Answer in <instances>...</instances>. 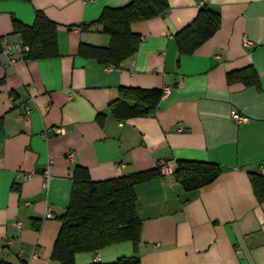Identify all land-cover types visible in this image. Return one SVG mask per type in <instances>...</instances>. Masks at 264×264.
I'll return each mask as SVG.
<instances>
[{"label": "crops", "instance_id": "crops-1", "mask_svg": "<svg viewBox=\"0 0 264 264\" xmlns=\"http://www.w3.org/2000/svg\"><path fill=\"white\" fill-rule=\"evenodd\" d=\"M130 2L0 0V39L23 43L14 21L33 25L43 12L58 25L60 54L31 61L17 50L13 60L0 50V264H57L78 168L105 181L181 160L216 163L223 174L191 193L174 176L137 186L141 264H264V203L252 177H264V0H169L165 15L133 24L141 45L121 68L80 56L83 43H111L101 25L85 26ZM205 7L220 13L221 29L194 54H181L176 35ZM247 68L259 85L229 82ZM165 87L171 95L155 115L112 116L121 88ZM234 112L248 121L237 123ZM134 254L124 242L76 261L110 264Z\"/></svg>", "mask_w": 264, "mask_h": 264}, {"label": "trees", "instance_id": "trees-1", "mask_svg": "<svg viewBox=\"0 0 264 264\" xmlns=\"http://www.w3.org/2000/svg\"><path fill=\"white\" fill-rule=\"evenodd\" d=\"M170 9L169 0H131L119 8H106L100 19L85 28L101 25L103 33L111 38L109 46L82 44L79 55L99 63L121 68L122 64L137 54L141 37L132 26L165 15ZM222 17L217 11L205 7L197 19L176 35L181 54H194L221 29ZM15 34L22 37L25 60L39 61L60 56L58 25L43 12H38L33 25L14 21ZM229 82L242 81L259 85L254 68L232 72ZM163 91L140 88H121L119 99L110 106L111 114L119 121L155 115L160 107ZM78 168L72 201L62 217L63 227L55 245L52 260L57 264H77L81 253H97L109 246L131 242L135 247L132 256L120 257L110 264H141L138 246L141 241L143 221L137 213V186L164 176L160 168L138 172L105 181H93L82 175ZM223 174L216 163L178 161L174 173L186 192H195L213 184ZM255 192L264 203V177L252 174ZM105 264V263H93Z\"/></svg>", "mask_w": 264, "mask_h": 264}, {"label": "built area", "instance_id": "built-area-1", "mask_svg": "<svg viewBox=\"0 0 264 264\" xmlns=\"http://www.w3.org/2000/svg\"><path fill=\"white\" fill-rule=\"evenodd\" d=\"M85 1L86 2H92L93 0H85ZM245 43L247 46L253 45V43L249 39H246ZM0 50H2L9 58H11L13 60L15 59V52L17 50L22 51V55H21L22 59H24L23 53L25 51H27V49L23 47V43H10L7 41L6 38L0 39ZM171 92H172V89L170 87H165L163 90V97L170 96ZM30 115H31V110L29 108H27L26 113L23 115V118L28 119ZM233 119L239 124L246 123L248 121L247 117H245V116H243L237 112L233 113ZM56 132L60 134L62 132V130L56 129ZM74 158H75V153H70L69 159L73 160ZM2 164H3V158L0 155V168L2 167ZM159 168L162 171L164 176L173 177L175 170H176V164H174L172 162H162L159 165ZM29 177L32 178L33 174H30ZM51 178H52L51 170H50V168H48L44 174V182H45L46 187L49 186ZM52 218H54V216H53L51 209H49V211L47 213V219H52ZM21 225L22 224L19 223V226H21ZM238 251H240V250L238 249Z\"/></svg>", "mask_w": 264, "mask_h": 264}]
</instances>
